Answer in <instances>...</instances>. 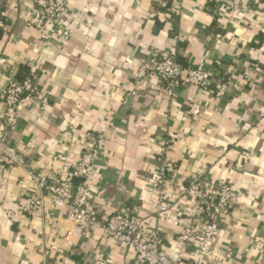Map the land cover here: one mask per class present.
<instances>
[{"label": "crops", "instance_id": "1", "mask_svg": "<svg viewBox=\"0 0 264 264\" xmlns=\"http://www.w3.org/2000/svg\"><path fill=\"white\" fill-rule=\"evenodd\" d=\"M228 2L173 0L157 10L153 0H68L56 36L28 25L33 0H0V111L3 87L21 67L40 89L17 108L8 143L35 173L52 176L71 168L81 136L95 133L92 207L113 214L137 205L138 217L159 227L161 253L177 248L185 264L195 245L177 243L178 230L151 208L150 175L166 140L165 155L178 169L166 184L167 201L182 209L191 204L183 192L188 175L225 180L235 193L208 264H264V0ZM152 47L228 80L225 93L217 98L181 85L169 98L151 84L136 85L133 73ZM33 190L22 167L0 170V264H136L133 251L69 221L49 196L34 215L19 213L16 203Z\"/></svg>", "mask_w": 264, "mask_h": 264}, {"label": "built area", "instance_id": "2", "mask_svg": "<svg viewBox=\"0 0 264 264\" xmlns=\"http://www.w3.org/2000/svg\"><path fill=\"white\" fill-rule=\"evenodd\" d=\"M172 1L153 0V5L156 9L167 10ZM206 1L216 6H231L228 0ZM67 12L68 0H33L27 22L33 29L43 32L50 30L59 36ZM3 26L0 14V28ZM260 31L264 33V26ZM4 62L0 58V65ZM247 74L245 71L244 75ZM152 79L157 82L153 84ZM133 80L138 86L151 84V87L160 88L169 98L181 85L210 91L217 98L228 87V80L212 75L199 65L184 67L174 52L154 47L145 51L133 73ZM39 94L40 89L33 73L22 80L10 78L2 91L0 170L20 166L28 171L34 183V190L16 203V210L25 216H32L42 209L44 197L49 196L52 204L62 209L69 221L90 230H98L133 251L136 264H185L177 248L170 256L161 253V231L158 226H148L138 217L137 205H132L127 212L113 214L92 207L89 187L94 158L99 151V138L95 133L85 132L81 136V152L77 162L69 169H57L52 176L35 173L30 162L8 143L7 130L18 123L17 108L29 104ZM70 131L75 133L76 129L72 127ZM168 147L169 140H166L162 145L159 164L150 175L155 191L151 208L159 221H165L178 230L177 243L195 245L190 264H208L216 256L213 244L221 231V213L230 207L235 193L225 180L210 183L202 175H188L183 192L192 199L191 204L182 209L167 201L166 184L178 172L175 162L165 155Z\"/></svg>", "mask_w": 264, "mask_h": 264}, {"label": "trees", "instance_id": "3", "mask_svg": "<svg viewBox=\"0 0 264 264\" xmlns=\"http://www.w3.org/2000/svg\"><path fill=\"white\" fill-rule=\"evenodd\" d=\"M159 10V9H157ZM0 14H1V17H2V21L3 23L5 24V19H4V13H3V10L0 8ZM2 34V30H0V35ZM178 59V62L182 65V66H186V64L183 62V59L179 56L177 57ZM31 75V72L29 69H27L26 67H21L18 71V75H17V79L18 80H22L24 78H27Z\"/></svg>", "mask_w": 264, "mask_h": 264}]
</instances>
